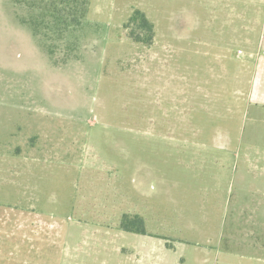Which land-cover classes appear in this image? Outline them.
<instances>
[{
    "label": "rangeland",
    "instance_id": "rangeland-1",
    "mask_svg": "<svg viewBox=\"0 0 264 264\" xmlns=\"http://www.w3.org/2000/svg\"><path fill=\"white\" fill-rule=\"evenodd\" d=\"M35 1L0 0V264H128L125 215L170 264H264L257 47L200 41L202 0H90L68 28Z\"/></svg>",
    "mask_w": 264,
    "mask_h": 264
},
{
    "label": "crops",
    "instance_id": "crops-1",
    "mask_svg": "<svg viewBox=\"0 0 264 264\" xmlns=\"http://www.w3.org/2000/svg\"><path fill=\"white\" fill-rule=\"evenodd\" d=\"M207 1L200 2L205 10L204 14L198 11V22L195 27L197 38L205 45L241 42L243 45L256 46L257 49L248 55L249 61L256 62L249 95L251 100L264 105V0H212V5ZM238 4L243 7L239 16L244 21L243 27L239 29L242 33L240 37L237 36L238 26L235 22V18L238 17ZM218 7L220 8L218 9ZM226 9H230V11L226 12ZM207 14L212 15L204 23L201 22V19L205 20ZM119 228L120 240L121 237L127 238L125 234L134 236L130 241V249L126 248L124 244L117 247L126 251H123L122 254L124 262L128 261V264H170L168 258L173 244L168 245V242L157 240V236L148 232L138 234L124 231L121 229V224Z\"/></svg>",
    "mask_w": 264,
    "mask_h": 264
},
{
    "label": "trees",
    "instance_id": "trees-1",
    "mask_svg": "<svg viewBox=\"0 0 264 264\" xmlns=\"http://www.w3.org/2000/svg\"><path fill=\"white\" fill-rule=\"evenodd\" d=\"M90 0H36L32 5L44 9L56 23L63 24L65 28L70 25H79L88 12ZM131 24L136 25L130 32V37L137 42L151 45L155 36L153 23L146 14L140 10L135 11L131 17ZM121 229L138 234H146L144 221L139 215L122 218Z\"/></svg>",
    "mask_w": 264,
    "mask_h": 264
},
{
    "label": "built area",
    "instance_id": "built-area-1",
    "mask_svg": "<svg viewBox=\"0 0 264 264\" xmlns=\"http://www.w3.org/2000/svg\"><path fill=\"white\" fill-rule=\"evenodd\" d=\"M238 53H239V54H242V53H243V51H242V50H238Z\"/></svg>",
    "mask_w": 264,
    "mask_h": 264
}]
</instances>
